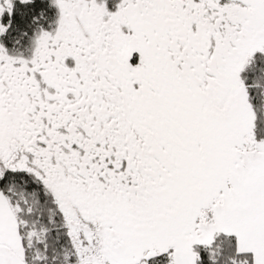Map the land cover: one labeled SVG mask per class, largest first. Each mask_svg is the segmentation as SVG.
Segmentation results:
<instances>
[{"label": "snow or ice", "instance_id": "snow-or-ice-1", "mask_svg": "<svg viewBox=\"0 0 264 264\" xmlns=\"http://www.w3.org/2000/svg\"><path fill=\"white\" fill-rule=\"evenodd\" d=\"M0 264H264V0H0Z\"/></svg>", "mask_w": 264, "mask_h": 264}]
</instances>
